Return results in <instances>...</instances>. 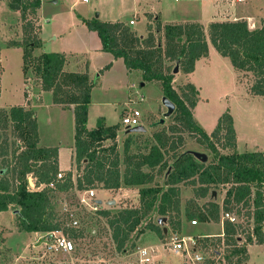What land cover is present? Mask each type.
Returning a JSON list of instances; mask_svg holds the SVG:
<instances>
[{
	"label": "trees",
	"instance_id": "1",
	"mask_svg": "<svg viewBox=\"0 0 264 264\" xmlns=\"http://www.w3.org/2000/svg\"><path fill=\"white\" fill-rule=\"evenodd\" d=\"M40 4L41 0L9 1V7L20 12L23 36L22 41L10 43L22 48L23 72L26 73L29 66L33 67L41 88L52 92L55 104L73 106V163L77 174L75 181L72 180L71 171L65 177L57 178V148L38 145V123L32 108L13 105L8 110L0 109V121H9L18 138L10 150L9 159L5 158L9 154L7 143L0 144L3 161L0 167V212L6 211L10 205L18 207L19 231L62 230L68 236L77 238L80 230H63V222L58 220L52 203L54 192L91 189L96 183L100 184L101 189H117L122 184L140 186L138 208H124L114 214L109 210L100 211L107 218L116 250L122 251L130 233L138 229L144 216L152 209L156 208L160 216L177 210L180 194L178 184H190L198 198L206 197L212 188L228 185L222 205L211 200L199 207L190 200L188 203L195 210L188 206L185 215L188 220L208 222L218 221L220 211L223 214L233 211L240 214L241 208L248 209L246 216L252 218L253 227L251 232L246 233L242 243L237 234L240 225L227 218L223 221L224 260L226 264H243L248 259V244H264V152L237 151L233 119L228 111L219 116L215 128L207 133L192 113L198 90L192 83H187L183 87L184 91L178 93L171 84L173 75L164 62L174 61L180 65L182 72H192L195 61L208 53V38L219 54L229 58L234 68L255 76L250 93L264 96V18L256 28H250L246 20L211 21L206 35L201 23H162L157 17L153 23L155 31L162 32L163 44L157 41L150 24L147 25V35L142 37L123 21L83 20L88 29L97 33L103 51L115 58H122L128 71H140L143 82H159L163 96L175 105L172 116L174 122L167 129L153 133L154 144L147 153L129 154V138L126 139L124 169L121 172L115 143L120 125H107L103 118H98L93 128L86 127L93 85L87 72L64 70L66 58L58 52H43L37 56L32 54L33 49L41 45V40L38 32H34L33 22L26 15L28 9L35 14ZM151 17L148 14L149 20ZM183 132L195 135L213 153V160L200 162L190 150H180L183 138L174 139L172 134ZM105 140L112 142L105 146ZM217 144L221 148H231L232 152L221 153ZM169 152L172 154L166 157ZM157 174H163V184L155 182L154 185H148ZM29 176H32L35 187H42L31 189ZM50 183H53V187ZM145 228L160 235L163 232V228L152 222ZM141 232L143 230L138 233ZM208 238L205 237L203 241Z\"/></svg>",
	"mask_w": 264,
	"mask_h": 264
},
{
	"label": "rangeland",
	"instance_id": "2",
	"mask_svg": "<svg viewBox=\"0 0 264 264\" xmlns=\"http://www.w3.org/2000/svg\"><path fill=\"white\" fill-rule=\"evenodd\" d=\"M90 1L91 2L89 3H85L82 0H42V7L40 10L42 35L44 33L46 37V35L49 36L53 32V26L56 25L55 16L57 14L61 13L60 18L66 17L68 16V13L70 14L69 11H72L74 14H76L75 11L77 13L78 11L85 13H91V11H94V15L97 14V16L101 11L104 15H113V17L119 13L118 11H123L125 18H133V5L135 0H99L97 9L100 11L97 9L93 10V0ZM184 1L185 0H163L166 7L168 4H171L173 8L182 7ZM222 2L229 4L232 3L231 0H215L216 5ZM2 5L10 9L7 0H0V6ZM235 6L236 4L233 5V7ZM237 6L240 9L243 8V6L249 8L253 7L254 10L263 11L264 15V0H248L247 2L237 4ZM187 8L193 12L197 10L195 3L189 4ZM3 14L4 13L0 11V21ZM135 16L134 20H136V27L144 30L145 21L143 18L138 20ZM232 17L233 16L231 15L223 14L220 17H217L219 19L217 21H228L231 20ZM17 18L18 17L15 16L13 19L6 20L8 23L7 25L10 27V31H8V27H5L0 23V69L1 67H5L7 71L5 79L0 84V103L16 104L21 101V94L19 91H15V88L18 87L23 80L21 70V50L20 48L7 46L6 43H4V40H6L7 37H14V35H16V30L17 33L19 31L20 34L19 23L17 24L16 22ZM19 18L22 26L20 12ZM26 18L33 22L34 32H38V26L36 25L37 11L33 14L29 12L28 9ZM202 26L206 29L205 33L207 35L208 25L206 24ZM249 27H251V24ZM151 29L155 33L157 41H161V44H163L164 40L162 32L155 31L154 23L152 24ZM76 30L77 29L70 27L69 24L67 28L62 27L61 32L63 38L61 39V44L64 47H70L69 49H71L73 58L75 56H80L82 53L80 48L82 47V44L80 43V38ZM93 34L94 38L90 37V35H81V37L84 38V41L90 43L91 47L101 44L97 33L95 32ZM207 40L209 39L207 38ZM52 42H50V44H52ZM94 58L95 61L92 65L98 63V57ZM176 64V62L169 60H165L164 62L165 67L169 68L173 75V79L178 73L172 72ZM123 66V63L119 61L114 66V71L105 75V77L99 81L98 89L96 88L93 93V100L96 102L102 101V111L106 116V119L112 123H116L121 118V105L123 101H125L126 92L130 93L129 95H131V98L139 95L144 97L142 101H139V103L134 106L142 111V123L145 126L146 131L126 133L125 129L121 127L120 123H118L120 126L117 131L115 143L117 144L121 172H123L124 169V144L127 138H129V154L140 152L147 153L151 145L154 144L152 137L153 133L161 129H167L170 124L174 122L172 117L174 112L168 117L164 116V112H166L167 109L162 104L163 92L160 83L157 81H151L145 82L144 85L141 86L140 84L143 82L142 76L140 78L139 73L134 72L131 73L127 79L123 74ZM178 66L181 71L179 64ZM222 67L225 66L222 65ZM222 67L212 66L207 70L203 69L202 64H199L195 76L197 80L196 84L199 85V95L202 99H200L198 103L196 102L197 104L193 107V117L206 132L211 133L216 126L219 116L228 111L233 119L237 151L240 153L254 151L264 152V96L250 95V86L255 82V76L248 71H243L244 73L241 75V80L247 84L248 92L250 93L248 94L241 84L236 85L228 70ZM26 75L27 77L31 76L32 84L36 85L40 82L33 67H28ZM120 75L121 79L119 78ZM173 79L171 83L173 88L181 94L182 91H184V86L178 85L177 80L174 81ZM102 81L103 85H101ZM123 84L128 86L123 87ZM119 85H122V87L119 88ZM107 87L115 89L112 91H106L105 89ZM0 109L8 110V108ZM36 111L37 122L40 124V131L44 139L52 137L57 140L58 138L62 139L64 143H67L72 139L73 117L71 112L58 113L57 109H49L46 102L42 107H37ZM52 118L54 120H52ZM162 119L163 122L161 123L160 120ZM47 121H52V123L50 124ZM172 136L174 139L178 137L183 138V144L181 145L180 150L188 149L205 153L207 155V161L205 163L213 160V153L204 144H201L196 139L195 135L183 132L174 133ZM4 142L7 143V151L9 152L7 155L8 157L5 158L9 159L10 150L18 142L16 133L9 121H0V144ZM111 142V140H105L103 145L108 146ZM217 147L223 154L232 152L231 148H221L219 144H217ZM171 154L172 153L169 152V154H166L165 156L169 157ZM69 157V152L64 149L61 154V160L65 165L69 163ZM169 163H171V161H169ZM2 166L3 161L2 157H0V167ZM70 169L71 170L59 169V171L62 172L61 178L65 177L68 171H71L72 180L75 181L77 174L75 164H73ZM81 169L82 166L79 173H81ZM163 180V174H157L154 181L148 185H154L155 182L162 185ZM99 186L100 184L96 183L95 187L91 188L94 190L96 198H100L103 201L96 211H93L86 207L87 205L80 202V199L87 195L84 193V190L70 189L66 192L53 193L54 196L52 198V203L55 212L57 213L58 220L63 222V230L69 231L71 228L80 230V235L77 238H73L74 247L71 252H64L55 249L49 245L51 243H37L40 238L38 234L42 235L44 232L32 233L19 231L17 228L18 207L10 205L6 211L0 212V264H137L138 257L135 253L137 247H150L158 243L156 240L150 239L151 237L149 236H151V234L153 235V233L156 234L161 241L156 245L160 247L156 249L158 257L155 258V264H188V259L185 257L182 250L176 252L171 248L170 242L172 238H193V235H216L222 231L220 222H222L223 227V221L226 219L223 212L220 211L218 221L199 222L198 219L195 218L197 220L196 222L199 223L197 225H192L190 223L192 220L186 218L185 208L189 206L190 209L195 210L194 206L188 203L190 200H193V202L199 207L205 206L211 200L222 205L226 187L228 185H220L215 189L212 188L206 197L198 198L195 196V191L190 184L186 182L180 183L178 184L180 194L177 210L173 209L169 211L167 215L164 216L166 217V221L158 224L157 219L161 216L156 208L152 209L146 214V216H144L138 229L130 233L125 244V249L117 251L116 245L111 238V230L107 223V218L102 216L100 211L109 210L111 214H114L124 208H138L140 206V186H126L122 184L119 188L115 190L112 189L111 192L104 194L103 192H98V189H101ZM125 187L127 190H124ZM31 188L36 189V187ZM212 191H215V196L211 195ZM240 206L241 205H239V207ZM247 210L248 209L246 208H241L240 214H236L235 211L230 212L232 216H235L236 224L240 225L237 232L240 243L244 242L246 233L251 232L253 227L252 218L246 216ZM73 219H77V227L70 226ZM151 222L157 224L160 228L166 227L168 231L165 233L162 232L160 235L145 228L147 224ZM139 230H143V232L138 233ZM64 234L67 235L66 233ZM218 238L221 239L220 242L218 241ZM222 238L223 236H212L209 237L207 241H203L205 238H196V245H194V250L191 252L194 254L197 253L203 257L201 264H226V261L224 260L225 251L224 245L222 244ZM185 244L190 246V241L187 240ZM250 257L249 264H264V244L253 245L250 249Z\"/></svg>",
	"mask_w": 264,
	"mask_h": 264
},
{
	"label": "crops",
	"instance_id": "3",
	"mask_svg": "<svg viewBox=\"0 0 264 264\" xmlns=\"http://www.w3.org/2000/svg\"><path fill=\"white\" fill-rule=\"evenodd\" d=\"M9 1L10 0H7V4L9 3ZM247 1L248 0H246L244 2H247ZM41 2H42V0H41ZM54 2H56V1H54ZM89 2H91V1L87 0L85 3H89ZM92 2L94 4L93 10H96L98 8L99 0H93ZM244 2H238V3L232 2L230 4L222 2V3H219L216 5L215 0H185L183 2L182 7L173 8V6L171 4H168L166 7L163 0H135L134 5H133V7H134L133 18H125L123 11H118L119 13L114 15V17H113V15H107V16L104 15L99 9H97L100 11L98 16H97V14L94 15V11H91V13H85V12H80V11H78V13H77L75 11L76 14H74L72 11H69L70 14L68 13L67 14L68 16H66V17L60 18L61 13H59L55 16L56 25L53 26V32L51 30L52 33L49 36L46 35V37H45L44 33L42 35V24H41V13H40L42 4H40V7L37 9L36 25L38 26V28H37L38 29V36L41 40V45L39 47H36L33 49V55L37 56L43 52H58V53L63 54L66 58V61H65L64 66H63L64 70L73 71V72H85L86 71L90 80L93 83V85L91 87V91H90V103L88 105L86 127L88 129L93 128L96 125L98 118H103L104 122L107 125H113V124L119 123L120 119L116 123H112V122L108 121L106 119V116L104 115V113L102 111V108H101V104H103L102 101H97V102L94 101L93 100V93H94V90L96 88L98 89L99 81L102 78H104L105 75L112 73V71H114L113 70L114 66L119 61H121V63H123V65H124V62H123L122 58H115L111 53L103 51L101 48L102 47L101 44L94 45V47H91L90 43L84 41V38L81 37V35L82 36L90 35V37L94 38L93 33H95V32L88 29L87 26L85 25V23L83 22V20L99 19V20H103V21H123L124 23L128 24L129 27L132 30H134L137 35L142 36V37H145L147 35V32H148L147 25L148 24L152 25L153 20L157 17L161 20L162 23L198 22V23H201L202 25H206V24L208 25L209 22L217 21V20H219L217 17H220L221 15L225 14V15L233 16L231 18V20L232 19H234V20H246L248 25L251 24L250 28L258 27L260 25V20L262 18H264L263 11H261V10L257 11V10H254L253 7L249 8L247 6H243V8H241V9L238 8L237 4L244 3ZM191 3H195V6L197 8V10L195 12L188 10V8H187L189 6V4H191ZM234 4H236L235 7H233ZM0 11H2L4 13L0 23L2 25H4L5 27H8V31H10V27H9V25H7L8 23L6 20L13 19L15 16L18 17L16 22H17V24L19 23L20 34H19V31L17 33V30H16V35H14V37L13 36L7 37L6 40H4V43H6L7 46L20 48V50H21V54H20L21 55V70H22V74H23L22 83L18 87L15 88V91H19V93L21 94V101H19L16 104L0 103V108H9L10 106H13V105H24V106L30 107L34 110L36 119H37L36 108L42 107L45 102H46L47 106L49 107V109H51V110L57 109L58 113L71 112L72 117H73V132H72V139L67 143H64V141L62 139H58V138H57V140L55 138H52V137H47L44 139L42 134H41V131H40V127H39L40 124H38V136H39L38 145L42 146V147H56L57 153H58L57 160H58L59 169L71 170L70 168H72V166L74 164L73 163V157H74V132L75 131H74V113H73V109H72L73 106L70 105L69 107H64V106L55 104L53 102L52 92L50 90H43L41 88L40 82L37 83L36 85L32 84L31 76L27 77L26 73L23 72L22 48L19 45H14V44L10 43L13 41L20 42L22 40V28H21V21L19 18V11L13 10L11 8L8 9L4 5L0 6ZM148 14H150L152 16L150 18V20L148 18ZM134 16H135V18H138V20L140 18H143V20L145 21L144 22L145 23V29L144 30H141L140 28L136 27V20H134ZM131 20H133V23H130ZM66 24H68V25L70 24V27L77 29L76 31L78 32V36L80 38V43L82 44V47H80L82 50V53L80 56H75L73 58V54H71V49H69L70 47H64L61 44V39H63L62 35H61L62 27L67 28L68 25H66ZM205 31H206V29H205ZM50 42H52V44H50ZM207 42H208V53L206 56H202L195 61L193 71L190 73H184V72L179 70L178 73L175 75L173 80L174 81L177 80V84L180 86H184L187 83H192L196 87V89L198 90L199 85L196 84L197 80H196L195 75H196V72L198 70L199 64H202L203 69H207V70L212 66L213 67L214 66L222 67V65H224L225 67H222V68H225L228 70V72L232 76L236 85L241 84L243 89L246 90V92L248 94H250L248 92V87H247L246 82L241 80V78H242L241 75L244 72L234 68L233 65L231 64L230 60H228L229 59L228 57L221 56V54H219L217 52V50L214 48V46L211 44V42L209 40H207ZM95 43H96V41H95ZM93 56L98 57V63L95 65H92V63L95 61L94 60L95 58ZM107 65H108V68H105V66H107ZM120 69H121V67H120ZM6 72L7 71H6L5 67H1V69H0V84L5 79ZM134 72L139 73L140 78H141V72L140 71H138V70L128 71L127 68L125 67V65L123 66V74L125 75V77H127V79H128V76ZM121 73H122V71H121ZM119 78L121 79V75L119 76ZM101 85H103V81L101 82ZM127 86L128 85L123 84V87H127ZM121 87H122V85H119V88H121ZM114 89L115 88L111 89V87H107L105 90L106 91H112ZM125 94H126L125 101H123V103L121 105V114H122L123 108L130 105L129 100L135 98V97L131 98L130 97L131 95H129L130 93L126 92ZM250 95H252V94H250ZM255 96H258V95H255ZM0 99H1V91H0ZM200 99H202V98L200 97L199 90H198V99L196 102L198 103V101ZM52 120H54V119L52 118ZM48 123L51 124L52 121L51 122L49 121ZM125 132L129 133L126 130H125ZM64 149H66L70 155L69 163L67 165H65V163H63L61 160V154L64 151ZM124 190H127V188L125 187ZM111 191H112V189H98V192H103V194L107 193V192H111ZM97 199L102 201V199H100V198H97ZM102 203H103V201H102ZM2 212H4V211H2ZM208 222H210V221H208ZM211 222H214V221H211ZM198 223L199 222H196L194 224L191 223V224L197 225ZM217 223H219V222H217ZM220 224H221V229H222L221 233H218V234L212 235V236H218V237L223 236L222 222H220ZM32 233H34V232H32ZM38 236H41V234H38ZM193 236H194V238L212 237V236H200V235H193ZM149 237H151L150 238L151 240H156L158 243L161 242L159 237L154 233H153V235L151 234V236H149ZM157 244L150 246L151 248H153V251H154V256H153L154 261H155V258L158 257V254L156 253V249H158L160 247V246H156ZM253 245H256V244H248L247 245L248 259L243 264H249L250 258H251L250 257V249ZM257 245H263V244H257ZM145 247H149V246H145ZM135 253L137 254V251Z\"/></svg>",
	"mask_w": 264,
	"mask_h": 264
},
{
	"label": "built area",
	"instance_id": "4",
	"mask_svg": "<svg viewBox=\"0 0 264 264\" xmlns=\"http://www.w3.org/2000/svg\"><path fill=\"white\" fill-rule=\"evenodd\" d=\"M84 2H86L87 0H83ZM232 2L238 3V2H244L246 0H231ZM130 23H133V20L130 21ZM144 99V97L142 95H139L137 97H135L134 99H130L129 100V106L123 108L122 114H121V118H120V125L121 127H123L125 130L127 128H131V127H135L138 125H143L142 123V111L134 106L135 104L139 103V101H142ZM57 178H61L62 177V172L59 171L57 173ZM29 179H31L32 184H30ZM28 184L29 187H35L34 184V180L32 178V176L28 177ZM32 185V186H31ZM42 186V185H40ZM40 186L36 187V188H40ZM50 186L53 187V183H50ZM34 189V188H31ZM84 193L87 194L85 197H82L80 199V202L83 203L84 205H87L86 207L92 209L93 211L98 210L99 206H101V204L97 203V198L95 196V192L93 189H86L84 190ZM225 218L229 219L231 222H235L236 218L235 216H232L229 213H225L223 214ZM192 224L196 223L195 220L191 221ZM78 225V221L77 219H73L71 221L70 226L73 227H77ZM40 238H44V243L49 244L51 247H54L55 249L58 250H62L64 252H71L73 250L74 247V243H73V238L65 235L62 230H54V231H48V232H44L42 233V235L40 236ZM39 238V239H40ZM196 238H177V237H173L170 244H171V248L178 252L179 250H182V252L184 253L185 257L188 259L187 263L188 264H201V261L203 260V257L197 253H192L191 251L194 250V245H196ZM189 240L190 241V246H187L185 244V242ZM154 251L153 248L151 247H138L137 248V264H155L154 261ZM108 264V263H105ZM111 264V263H109Z\"/></svg>",
	"mask_w": 264,
	"mask_h": 264
},
{
	"label": "water",
	"instance_id": "5",
	"mask_svg": "<svg viewBox=\"0 0 264 264\" xmlns=\"http://www.w3.org/2000/svg\"><path fill=\"white\" fill-rule=\"evenodd\" d=\"M178 70H179V66H178V63H177V64L174 66L172 72H173V73H177ZM141 85L143 86V85H144V82H142ZM162 104H163V105L166 107V109H167L166 112H164V116H165V117L170 116V115L174 112V110H175V105H174V103H173L170 99H168L166 96H162ZM160 121H161V123H162V122H163V119L160 120ZM126 131L129 132V133H131V132H145V131H146V128H145L144 125H138V126H135V127L127 128ZM190 152L192 153V155H193L196 159L200 160V162H206V161H207V155H206L205 153H203V152H199V151H195V150H190ZM29 181H30V184H32L31 179H29ZM211 195H212V196H215V195H216V194H215V191H212ZM97 203H98V204H102V201L99 200V199H97ZM108 203H109V202H108ZM17 211H18V210H17ZM164 221H166V217H164V216H161V217H159V218L157 219V223H158V224H161V223H163ZM166 231H167V228H166V227H163V232H166ZM44 241H45L44 238H40V239L38 240L37 243H41V242H44Z\"/></svg>",
	"mask_w": 264,
	"mask_h": 264
}]
</instances>
